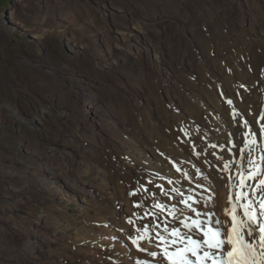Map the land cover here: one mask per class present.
<instances>
[{
	"label": "bare ground",
	"instance_id": "bare-ground-1",
	"mask_svg": "<svg viewBox=\"0 0 264 264\" xmlns=\"http://www.w3.org/2000/svg\"><path fill=\"white\" fill-rule=\"evenodd\" d=\"M136 1L145 11L140 19L146 18L145 13L147 16L150 13L152 18L155 14L167 18L172 14L180 15V19L187 15L174 0ZM205 1L208 5L201 10L209 9L211 17H216L211 18L209 25L206 18L210 16L203 11L193 18L196 19V22L193 20L195 29L186 36L187 42L178 40L186 42L179 59L167 69V74L163 75L159 69L155 78L160 79V83L145 87L149 97L141 102L111 104L101 113L105 117L101 120V133L115 138L118 144L112 139L101 151L98 145L88 148L79 177L83 183L84 176L92 180L84 189L74 185L72 199L64 203L65 210L68 203H77V210L74 215L65 211L62 215L61 210L60 213L55 210L60 214L57 216L62 215L58 223L57 216L53 219L55 239L44 240L45 243H38L39 246L28 251L31 255L26 258V264H40L43 259L46 261L42 264H167L162 256L153 258L147 254L148 251L159 253L161 249L156 247V230L150 225L144 234L142 225L151 221L159 224L161 231L175 227L184 235L202 239V235L198 237L195 231L189 232L180 221L191 223L192 219L211 217L213 222L219 220V226L231 222L225 215V209L232 208L229 196L235 202L236 193L241 192L237 173L241 168L244 172L249 169L248 159L240 160L239 148L244 147L245 140L249 142L245 157L251 149L255 165L264 169L261 160L264 156V132L261 131L264 127V8L255 4L251 10L249 6L247 17L243 11L241 18L228 21L226 13L221 12L226 8L211 0ZM249 1L244 0L247 4ZM139 26H134L136 31L141 29ZM128 76L137 84L142 80L140 72ZM160 88L162 91L158 93ZM204 88L210 93L200 90ZM236 93L245 101L233 100ZM138 103L141 105L137 106ZM253 132L256 133L255 143L251 142ZM123 155L127 157L122 159ZM68 166L66 163L59 173L67 172ZM260 179H264V175L247 181L256 189L255 192L249 190V196L255 201L257 214L264 199V192L260 190L264 186L258 187ZM66 182L67 185H63L65 183L58 178L51 177L49 181L47 177L42 178L43 185H51L48 191L55 200L64 192V196H68L69 182ZM188 197L192 198L188 204L196 212L182 203ZM156 204H163L164 211L156 208ZM94 211L102 215L95 218ZM196 213L201 215L197 217ZM258 223H264V216L259 217ZM259 237L257 226V231L248 238L257 256L264 252ZM133 240L137 243L133 244ZM224 250H228L227 245Z\"/></svg>",
	"mask_w": 264,
	"mask_h": 264
},
{
	"label": "rangeland",
	"instance_id": "rangeland-1",
	"mask_svg": "<svg viewBox=\"0 0 264 264\" xmlns=\"http://www.w3.org/2000/svg\"><path fill=\"white\" fill-rule=\"evenodd\" d=\"M174 1L188 16L145 13L140 19L144 10L136 0H0V264H26L28 251L55 239L54 217L61 211L74 215L78 208L77 203H68L66 210L64 205L74 185L84 189L92 180L84 176L83 183L79 177L88 148L98 145L101 151L112 139L117 143L101 133V113L111 104L149 97L145 87L160 83L159 69L165 75L179 59L186 36L195 29L193 18L203 11L209 25L216 17L201 10L208 5L205 0ZM211 1L226 8L221 12L228 21L241 18L243 11L247 17L255 4L264 8V0ZM139 72L140 87L128 76ZM66 163L69 169L61 176ZM43 177L67 180L68 196L64 192L55 200ZM94 212L95 218L102 215Z\"/></svg>",
	"mask_w": 264,
	"mask_h": 264
},
{
	"label": "snow or ice",
	"instance_id": "snow-or-ice-1",
	"mask_svg": "<svg viewBox=\"0 0 264 264\" xmlns=\"http://www.w3.org/2000/svg\"><path fill=\"white\" fill-rule=\"evenodd\" d=\"M231 103V101H229ZM264 132V127L261 129ZM247 135V134H245ZM256 141V133H252V143ZM248 141L245 140L244 147L239 148L241 153L240 160L248 159L249 169L247 172L241 170L238 171L239 186L241 192L236 193L235 202L232 196H229V202L232 204L231 210L225 209V215L231 213V225L228 227L227 239L223 237L222 229L219 227V220L212 221L211 217L205 220L199 218L192 219L191 223H185L184 220L180 221L185 229L189 232L195 231L197 236L202 235V239L194 238L192 235H184L178 228L165 227L162 231L159 230V224H152L149 221L148 224H144L141 227L144 230V234L149 231L151 225L156 230V247H159L161 251H148L147 254L153 258L162 256L167 264H204V261L211 260V264H264V252H261L257 256L254 244L248 239L258 230L260 233V247L264 249V223H258L259 217L264 216V199L260 202V212L257 214L255 208V201L249 196V190L255 192L251 184L247 181H254L260 175H264V169L255 165V162L250 156L251 149L249 150V156L245 157V148L248 147ZM264 161V156L261 157ZM227 168L228 165L226 164ZM180 169L177 168V171ZM171 183V181H169ZM231 184V179H230ZM199 186V185H197ZM264 186V179L258 181V187ZM264 192V187L260 188ZM173 191H176L173 189ZM187 200L182 201L192 212H196L195 208H191ZM238 202V203H236ZM156 208L164 211L165 206L163 204H156ZM147 214V213H146ZM174 216L175 213L172 212ZM197 217L201 214L196 213ZM132 223V221H129ZM141 239L144 238L142 234ZM151 239V237H149ZM133 244L137 241L133 240ZM225 245L228 250L225 251ZM141 251H147V249H139ZM202 252V255H201ZM195 258L194 260L192 258Z\"/></svg>",
	"mask_w": 264,
	"mask_h": 264
},
{
	"label": "trees",
	"instance_id": "trees-1",
	"mask_svg": "<svg viewBox=\"0 0 264 264\" xmlns=\"http://www.w3.org/2000/svg\"><path fill=\"white\" fill-rule=\"evenodd\" d=\"M7 2H8V0H7Z\"/></svg>",
	"mask_w": 264,
	"mask_h": 264
}]
</instances>
